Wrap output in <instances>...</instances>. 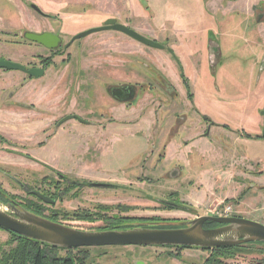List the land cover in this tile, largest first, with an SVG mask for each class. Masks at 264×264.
I'll return each instance as SVG.
<instances>
[{
  "label": "rangeland",
  "instance_id": "obj_1",
  "mask_svg": "<svg viewBox=\"0 0 264 264\" xmlns=\"http://www.w3.org/2000/svg\"><path fill=\"white\" fill-rule=\"evenodd\" d=\"M109 17L164 47L145 45L111 28L65 46L76 33ZM26 31L59 33L62 45L50 51L25 38ZM0 57L44 68L39 77L0 68V108L4 98L28 108L0 115V153H10L0 157V187L9 194L40 203L43 215L57 214L58 222L85 230H101L112 222L138 226L144 221L150 227L155 217L179 226L203 214L264 223V139L258 137L264 106V0H0ZM125 83L136 86L132 99L110 95L109 87ZM34 102L40 103L42 118H48V134L62 127L46 153H62L28 167L15 158L30 157L28 135L19 130L23 118L35 111ZM67 114L86 122L71 118L58 123ZM198 122L197 137L209 131L196 145L199 149L184 148L183 159L171 156L169 143L186 139L182 127L194 128ZM188 162L233 167L241 175L232 176L215 202L190 205L194 210L163 203L186 199ZM34 190L54 194V202L43 201ZM87 214L90 218L79 217ZM9 236L0 229L1 242ZM253 247L222 257L218 264L264 260V244ZM65 249L84 251V264H215L211 251L199 247Z\"/></svg>",
  "mask_w": 264,
  "mask_h": 264
},
{
  "label": "water",
  "instance_id": "obj_2",
  "mask_svg": "<svg viewBox=\"0 0 264 264\" xmlns=\"http://www.w3.org/2000/svg\"><path fill=\"white\" fill-rule=\"evenodd\" d=\"M33 6L37 8L35 5ZM109 28L121 31L145 45L163 48V44L117 22L115 17L105 19L100 26L76 33L65 46L89 33ZM24 37L48 49H54L61 43V36L51 31H26ZM0 68L21 70L33 77H39L44 72L43 67H26L4 57H0ZM110 94L119 101H127L134 97V87L131 84L114 85L110 87ZM260 113L263 118L261 134L264 136V106ZM71 118L86 122L77 114H67L58 123ZM32 193L45 202H54L53 199L39 191L34 190ZM161 201L173 207L180 206L178 202ZM5 205L4 208L0 202V227L59 248L127 244L214 248L254 241L264 242V223L241 216L203 214L183 222L182 225L167 228L137 226L125 229L85 230L50 220L12 202ZM205 221H213L218 225L204 227Z\"/></svg>",
  "mask_w": 264,
  "mask_h": 264
},
{
  "label": "crops",
  "instance_id": "obj_3",
  "mask_svg": "<svg viewBox=\"0 0 264 264\" xmlns=\"http://www.w3.org/2000/svg\"><path fill=\"white\" fill-rule=\"evenodd\" d=\"M2 104L4 105L1 106L0 108V115H2L1 112L5 110H7L8 112L9 111L14 112L15 108L19 107L18 105L14 103V100L9 101L5 98ZM33 104H36L33 107L35 111L33 112V110L31 109V112L28 113L29 117L23 118L24 120L23 123H21V116H19L20 123L24 127V128L20 127L19 132L22 134L21 130L23 129L24 135H28V139H25V144L28 145V148L26 149V151L29 152L30 157H28V155L27 157H25L22 154H19L17 155L18 158H15L19 161H22V164L28 167H31L32 165L31 162L33 161H46V162L52 161L55 158V156L62 153L61 149L60 151L58 150L52 151L50 152V154L46 153L48 145L52 144L54 138L56 137L58 132L62 129V127L57 128L53 130L50 134H48L47 133V127L49 126L48 118H42V114L39 113V110L41 108V105L39 102H34ZM19 108L20 110H26V109L28 110V108L26 109H23L21 107ZM37 108L39 110H37ZM15 118L16 117H13V119ZM195 118L198 121L197 117ZM197 121L195 123H197ZM25 125H27L26 128H25ZM199 126H200V123L198 122V124L194 128L182 127L184 132L188 134L187 138L182 140L183 143L182 141L179 143H176V142L169 143V145L167 146V149L171 156L176 154L178 155L177 157L183 159L185 158V154L183 153L184 148H188L191 146L194 148H198L196 145L206 140L205 135H208L209 131L207 130L208 132L201 133V135L197 137L198 136L197 127ZM228 130L231 132H235L230 128H227V131ZM120 131H122V129H120ZM0 132H3V131L0 130ZM14 134H18V133L14 132ZM235 134L237 135V133ZM194 135L196 137H194ZM4 154L10 155V153L6 151L3 153H0V157H2V155ZM199 154H203V153H199ZM4 157L6 158L7 156H4ZM24 160H27V162H24ZM3 162H6V161H3ZM185 164L189 168L185 176L186 177L188 176L187 180L190 181L189 183L190 188L188 189L189 192L185 194L186 199L185 200L182 199L181 201H185L187 204L193 207H197V208L201 206L200 204L202 203L209 202V201L215 202V199H217L216 197L220 196V194L222 193V190L226 187V185L231 183L234 180L232 179V176L238 175V174H239L238 176L241 175V172L239 170L237 172H234L235 170L233 169V167L224 168V165H222L219 168V166H217L215 163H213L214 165H212L211 167H205V166L193 167V165L189 162ZM244 178H247V177L244 176Z\"/></svg>",
  "mask_w": 264,
  "mask_h": 264
},
{
  "label": "trees",
  "instance_id": "obj_4",
  "mask_svg": "<svg viewBox=\"0 0 264 264\" xmlns=\"http://www.w3.org/2000/svg\"><path fill=\"white\" fill-rule=\"evenodd\" d=\"M170 52H172L170 50ZM172 56L176 59L175 55L172 53ZM258 137L263 138L264 136L259 135ZM177 201V200H176ZM0 202L2 204H8L10 202L14 203L17 206H21L37 215L45 216L42 214V205L38 203L27 201H21L16 196L9 194L4 189L0 187ZM180 204L179 208L185 210H194L189 204L186 202H178ZM171 208V207H170ZM66 215V213H65ZM51 220L58 221L57 214H52L45 216ZM80 218H90L89 215H81ZM155 221L151 224L150 227H174L169 224H176L178 221H161L162 218L155 217L153 218ZM115 220V219H114ZM120 221H130L128 219L120 220ZM116 222V221H115ZM131 222V221H130ZM114 223V222H112ZM109 223L104 226V229H114L117 227L129 228L130 226L128 223L120 224V225H112ZM205 227L214 226L216 223L213 221H205ZM128 224V225H127ZM144 221L139 223V226H143ZM159 224V226L157 225ZM134 227V226H133ZM0 229H3L0 227ZM6 230V229H4ZM10 236L9 238L3 243L0 241V264H84L83 260L86 259V253L82 254H72L71 249L59 248L55 246H51L46 243H42L36 241L32 238H28L14 232L6 230ZM264 242L254 241V242H246L242 244L236 245H224L214 248H202L211 251V257L209 259L213 260L215 264L221 263V258H232L239 253H249L251 250H254L256 244H261ZM7 246V248H5ZM178 248L188 247V246H176ZM77 248V247H76ZM60 249H65L66 253L64 255H59L58 251ZM209 262V261H208ZM255 264H264V260L258 261Z\"/></svg>",
  "mask_w": 264,
  "mask_h": 264
},
{
  "label": "flooded vegetation",
  "instance_id": "obj_5",
  "mask_svg": "<svg viewBox=\"0 0 264 264\" xmlns=\"http://www.w3.org/2000/svg\"><path fill=\"white\" fill-rule=\"evenodd\" d=\"M224 1H226L227 2V0H224ZM221 2H222V0H221ZM34 9L38 12V13H40V14H43V12L40 10V9H37V8H35L34 7ZM41 32H43V31H41ZM59 34V33H58ZM62 40V39H61ZM62 45V43H60L58 46H57V48H54V49H48V48H46V47H44V48H46V49H48V50H50V51H56V49H58L59 48V46H61ZM164 47V46H163ZM162 49V48H161ZM168 51H170V49H168ZM46 60V59H45ZM26 66V65H25ZM28 67H38V66H36V65H34V66H31V65H27ZM26 66V67H27ZM41 67V66H40ZM27 74V73H26ZM28 75V74H27ZM183 74H181V77H183L182 76ZM182 80L183 81H185V78H182ZM125 84H129V83H125ZM121 85V84H120ZM132 85V84H131ZM133 87H134V94H135V90H136V86L135 85H133ZM109 93H110V87H109ZM111 95V94H110ZM112 96V95H111ZM91 184H97V185H100V184H98V183H91ZM103 185V184H102ZM43 194V193H42ZM44 195H46V196H48L50 199H52V195L54 196V194H52V193H47V194H45L44 193ZM204 226H205V223L203 224ZM139 226V225H138ZM134 227H137V226H134ZM117 229V228H116Z\"/></svg>",
  "mask_w": 264,
  "mask_h": 264
},
{
  "label": "built area",
  "instance_id": "obj_6",
  "mask_svg": "<svg viewBox=\"0 0 264 264\" xmlns=\"http://www.w3.org/2000/svg\"><path fill=\"white\" fill-rule=\"evenodd\" d=\"M228 210H230V207L229 206L225 209V214L226 215H228Z\"/></svg>",
  "mask_w": 264,
  "mask_h": 264
}]
</instances>
